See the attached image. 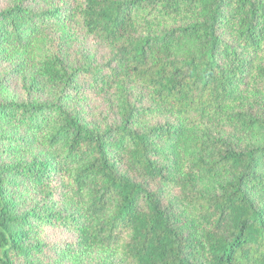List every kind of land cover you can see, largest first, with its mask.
Segmentation results:
<instances>
[{"label": "trees", "instance_id": "1", "mask_svg": "<svg viewBox=\"0 0 264 264\" xmlns=\"http://www.w3.org/2000/svg\"><path fill=\"white\" fill-rule=\"evenodd\" d=\"M75 27L106 62L71 63ZM36 50L51 101H0V264L41 255L46 226L75 259L264 264V0H13L0 56ZM95 94L116 122L91 121Z\"/></svg>", "mask_w": 264, "mask_h": 264}, {"label": "rangeland", "instance_id": "2", "mask_svg": "<svg viewBox=\"0 0 264 264\" xmlns=\"http://www.w3.org/2000/svg\"><path fill=\"white\" fill-rule=\"evenodd\" d=\"M26 5L36 11L45 8H57L74 0H25ZM13 3V0H0V9L6 8ZM66 52L69 54L71 63L80 66L85 63L103 64L108 59V50L96 38L91 37L81 27H75L67 32ZM41 52L33 51L21 54H8L0 56V101H51L52 94L47 86V81L42 69L39 66ZM83 101L87 109L88 116L96 125L114 123L117 120V108L112 96L105 94L91 95ZM39 149H36V152ZM27 155V156H26ZM26 158H30L27 153ZM23 156V153H22ZM26 160V159H25ZM119 165L124 171L132 172L124 161ZM31 203H25L21 212H26L32 208ZM42 240L44 251L41 255L34 253V258H15L16 264H105L113 260L114 264L119 263V259L112 255H104L99 251L91 252L78 258L69 257L70 244L76 241V236L68 229L46 226L39 234Z\"/></svg>", "mask_w": 264, "mask_h": 264}]
</instances>
